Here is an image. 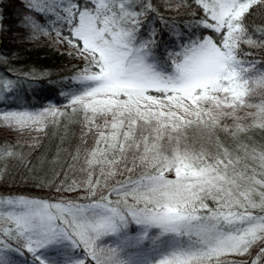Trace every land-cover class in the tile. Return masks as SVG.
Listing matches in <instances>:
<instances>
[{"label":"snow or ice","instance_id":"6c2138e0","mask_svg":"<svg viewBox=\"0 0 264 264\" xmlns=\"http://www.w3.org/2000/svg\"><path fill=\"white\" fill-rule=\"evenodd\" d=\"M193 3L203 31L186 39L153 0H25L29 38L54 35L80 63L65 95L82 114L68 165L81 178L0 192V264H264V145L241 136L264 130V62L244 49L264 47L248 23L264 0ZM18 82L0 77V96ZM64 115L0 123L43 131ZM26 159L0 143V177Z\"/></svg>","mask_w":264,"mask_h":264},{"label":"trees","instance_id":"16d2710c","mask_svg":"<svg viewBox=\"0 0 264 264\" xmlns=\"http://www.w3.org/2000/svg\"><path fill=\"white\" fill-rule=\"evenodd\" d=\"M24 3L25 0H0V77H19L15 91L0 96V112L40 111L55 107L65 111V115L56 123L49 121L43 131H17L0 123V143L17 145L18 151L27 158L24 163L13 162L8 166L6 174L0 177V192L30 195H48L51 192L55 195L54 189L46 186L41 191L35 185L40 181L51 184L53 180L59 184L66 176L81 178L78 171L80 165L76 164L71 170L68 165L73 163L71 155L81 144L82 114L67 108L65 95L75 88L73 77L80 63L68 54L69 46L57 43L54 35L52 38L43 35L34 40L29 38L18 24L24 14ZM153 4L161 16L172 18L176 24L182 25L181 35L186 39L193 33L198 37L203 31L194 27V14H198L199 10L193 0H153ZM248 23L252 29L264 28V7H257ZM159 26L164 28L163 24ZM244 49L252 54V59L264 62V47L244 45ZM256 102L258 99L253 100V103ZM220 135L225 143H234L232 138L223 133ZM241 136L246 143L264 145L262 129L251 128Z\"/></svg>","mask_w":264,"mask_h":264},{"label":"rangeland","instance_id":"374dc122","mask_svg":"<svg viewBox=\"0 0 264 264\" xmlns=\"http://www.w3.org/2000/svg\"><path fill=\"white\" fill-rule=\"evenodd\" d=\"M64 47V46H63Z\"/></svg>","mask_w":264,"mask_h":264}]
</instances>
